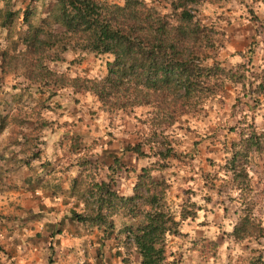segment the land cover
Segmentation results:
<instances>
[{
  "label": "trees",
  "instance_id": "obj_1",
  "mask_svg": "<svg viewBox=\"0 0 264 264\" xmlns=\"http://www.w3.org/2000/svg\"><path fill=\"white\" fill-rule=\"evenodd\" d=\"M37 1H46L49 7L45 15L34 18L30 3ZM198 1L165 0L161 6L156 0H29L23 10L8 6L0 8V29L6 30L8 40L13 39L22 28V33H19L21 48L15 51L7 47L0 49V72L4 76L11 74L28 81L11 95L16 101V110L10 114L0 113V147L7 149L0 154V159H5L6 164L8 159L4 154L10 145L6 136L10 141L19 134L27 139V135L18 128L32 117L40 120L43 127H50L39 111L47 107L45 103L63 88L71 89L72 93L90 94L98 102V108L110 115L150 108L147 119L149 127L152 134L164 142L160 146L163 150L145 152L141 143L127 147L128 151L138 156L157 157L152 164L139 170L132 194H118L114 190L113 173H108L107 180L100 181L96 180V171L86 174V169L91 170L97 165L84 158L74 161L81 171L67 178V188H62L60 178L53 175L54 169L47 170L53 183L42 185L43 190H49L51 199L62 192L75 205H84L85 213L77 212L74 207L69 209V216L73 220L88 222L97 228H112L113 223L109 218L117 215L119 210L123 217L135 220V225L124 223L121 231L128 232L125 240L132 239L131 244L139 255L138 264H163L166 236L179 233L182 222L195 219L200 210L198 205L189 201L182 203L179 210L171 207L166 201V180L152 175L154 171L165 169L170 165V160L176 158L167 135L160 128L172 126L183 115H198L205 110L209 100L222 101L227 82L239 86L243 96L249 95L247 107L252 113L264 110V63L256 67L252 63L259 42L249 43L247 49L239 53L247 63H238L230 68L216 60L206 64L205 48L215 40L213 30L195 19L193 5ZM249 12V20L260 22L256 29L260 34V28L264 29V18L257 17L252 8H249ZM55 26L61 27L62 31L56 33ZM218 44H221L220 41ZM81 51L106 55L105 74L101 77L81 73L70 75L66 69L59 71L45 63L47 58L61 62L63 53ZM32 87L43 97L33 105L31 112H27L22 99L32 96ZM239 101L240 97L237 96L236 102ZM252 117L239 133V140L232 141L226 149L230 155L223 165L232 176L242 206L232 230L237 242L257 240L263 236V229L253 214L255 198L250 195L247 166L251 151L260 153L264 150V131L255 127ZM9 125L11 133L5 132ZM52 131L56 135L61 134L60 139L70 136V141L62 146V153L66 161H71L68 154L81 145L72 139L69 129L64 133H60L59 129ZM145 144L150 150L153 147L150 143ZM241 156L245 158L244 164L237 165ZM65 162L63 170L67 169ZM41 164L45 169L49 163ZM116 168L117 165L107 166L113 171ZM33 179L38 181L37 176ZM38 193L41 194V191ZM103 210L108 213H103ZM38 212L44 214L42 210ZM207 243L209 246L205 249L215 256L217 243L213 240ZM247 250L248 264H264V256L259 249Z\"/></svg>",
  "mask_w": 264,
  "mask_h": 264
},
{
  "label": "rangeland",
  "instance_id": "obj_2",
  "mask_svg": "<svg viewBox=\"0 0 264 264\" xmlns=\"http://www.w3.org/2000/svg\"><path fill=\"white\" fill-rule=\"evenodd\" d=\"M243 1L199 0L193 5L195 19L213 30L215 41L205 48L206 64H212L216 60L222 66L230 68L238 63H247L246 58L239 53L254 41L259 43L252 63L255 67L264 63V29L260 28V34H257L260 22L249 20V8L260 19L264 18V0ZM28 3L29 0H0V8L8 6L14 10H23ZM156 3L163 6L165 0H156ZM30 7L35 18L45 15L49 5L46 1H37L30 3ZM54 30L58 33L62 28L55 26ZM19 33H22V28L13 39L8 40L6 30L0 29V49L7 47L10 51H15L21 48ZM106 59V55L81 51L75 54L63 53L61 62L47 58L45 63L59 71L66 69L70 75L81 73L101 77L106 72ZM27 82L24 78L11 74L4 76L0 72V113L10 114L16 110L17 104L11 95ZM30 90L32 96L22 99L27 112H31L33 105L43 97L36 92L35 87ZM222 94V101L209 100L205 110L198 115H183L172 126L160 128L167 135L176 158L171 159L170 165L165 169L154 171L152 175L166 180V201L171 207L179 210L180 205L186 201L194 202L200 207L195 219L182 222L179 233L166 236V258L163 264H248L246 257L249 248L259 249L264 256V150L260 153L251 151L247 166L251 182L250 195L255 198L253 214L263 229V236L257 240L237 242L232 236L242 206L232 176L223 167L230 155L226 149L232 141L239 140V133L252 115L255 127L264 131V110L252 113L247 107L249 95L243 96L240 87L231 82L226 83ZM237 96L240 97L238 103ZM45 105L47 107L41 108L39 114L49 122L50 127H43L40 120L32 117L18 128V131L27 135V139L19 134L10 141L4 134L10 145L8 152L4 154L8 164H0V211H6L4 215L10 212L7 223L14 225L13 223L22 220L31 223L36 218V221L41 222L38 225L42 228L68 226L71 236L78 238L82 247L80 255L85 259L94 258L95 264H109L113 260L120 264L118 259L121 258L122 264H138L139 255L131 244L132 239L125 240L128 232L121 231L124 223L135 225V220L123 217L120 210L116 212L117 215L109 218L113 223L112 228H97L88 222L73 220L69 216V209L74 207L77 212L85 213L84 205H75L62 192L51 199L49 190H43L42 185L53 183L47 170L54 169L53 175L60 178L62 188H67V178L81 171L74 161L84 158L97 165L91 170L86 169V174L96 171V180L100 181L107 180L108 173H113L114 190L118 194H132L139 170L152 164L157 157L138 156L128 151L127 147L141 143L145 152L163 150L160 146L164 142L153 135L149 127L147 119L150 108H137L127 114L116 112L110 115L98 108V102L90 94L72 93L69 88L59 90ZM52 129H59L60 133L69 129L70 133H67L81 145L72 154H68L71 161H66L62 153V146L70 141V136L60 139L61 134L56 135ZM10 130L11 125L5 132L11 133ZM145 143L153 146L151 150ZM240 159L237 165L244 164L245 158L241 156ZM42 162L49 163L45 165V169ZM64 162L67 165L65 170ZM108 165H117L118 168L113 171L107 169ZM35 176L38 181L33 179ZM39 190L41 194H36ZM39 210L44 214L39 213ZM103 213L107 214L108 211L103 210ZM52 219L57 221L52 223ZM202 240L205 248L209 246L208 240L217 243L215 256L202 248Z\"/></svg>",
  "mask_w": 264,
  "mask_h": 264
},
{
  "label": "crops",
  "instance_id": "obj_3",
  "mask_svg": "<svg viewBox=\"0 0 264 264\" xmlns=\"http://www.w3.org/2000/svg\"><path fill=\"white\" fill-rule=\"evenodd\" d=\"M6 151L4 146L0 147V154ZM6 162L5 159H0L1 165ZM4 214L6 211H0V264H95L94 258L85 259L80 255L82 247L78 238L71 236L68 226L42 228L39 226L41 222L36 221V218L31 223L22 220L10 225L6 221L10 212ZM2 215L5 216L4 219ZM56 221L52 219L53 223ZM28 223L30 225H26ZM118 260L122 264L121 258ZM116 262L113 260L109 264H117Z\"/></svg>",
  "mask_w": 264,
  "mask_h": 264
}]
</instances>
